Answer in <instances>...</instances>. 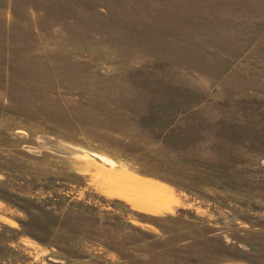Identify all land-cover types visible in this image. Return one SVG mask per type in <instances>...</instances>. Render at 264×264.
<instances>
[{
    "label": "rangeland",
    "instance_id": "1",
    "mask_svg": "<svg viewBox=\"0 0 264 264\" xmlns=\"http://www.w3.org/2000/svg\"><path fill=\"white\" fill-rule=\"evenodd\" d=\"M0 264H264V0H0Z\"/></svg>",
    "mask_w": 264,
    "mask_h": 264
},
{
    "label": "bare ground",
    "instance_id": "2",
    "mask_svg": "<svg viewBox=\"0 0 264 264\" xmlns=\"http://www.w3.org/2000/svg\"><path fill=\"white\" fill-rule=\"evenodd\" d=\"M137 183H138V182H137ZM137 183H136V184H137ZM138 186H141V185H138Z\"/></svg>",
    "mask_w": 264,
    "mask_h": 264
}]
</instances>
